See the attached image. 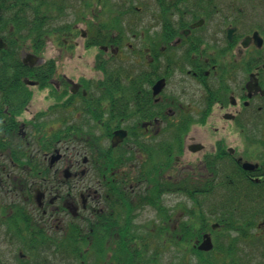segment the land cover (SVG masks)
<instances>
[{
  "label": "flooded vegetation",
  "instance_id": "af4514ba",
  "mask_svg": "<svg viewBox=\"0 0 264 264\" xmlns=\"http://www.w3.org/2000/svg\"><path fill=\"white\" fill-rule=\"evenodd\" d=\"M167 221L264 256V0H0V264Z\"/></svg>",
  "mask_w": 264,
  "mask_h": 264
},
{
  "label": "trees",
  "instance_id": "16d2710c",
  "mask_svg": "<svg viewBox=\"0 0 264 264\" xmlns=\"http://www.w3.org/2000/svg\"><path fill=\"white\" fill-rule=\"evenodd\" d=\"M153 203L157 204V202ZM166 211L168 210L166 209ZM169 223L167 221L165 227L159 228L160 232L164 230L166 234L162 243L163 249H167L170 246L182 247V256L174 264H189L190 229L185 225L175 228ZM123 227L129 230L126 226ZM97 232L99 236L93 242H90L88 239L78 241L75 238L66 237L68 238L67 241H59L55 246H57L60 252L61 248L67 244L69 255H73L76 258L75 262L69 264H84L82 261H87L89 255L92 253L95 255V259L85 264H114V262L115 264H164L162 251L157 242L152 241L151 236L138 235V247H130L129 244L133 243L134 238H130L125 234L126 237L118 238L120 240L116 241V248L114 249V239H111V236L114 238V235H112L110 226L101 227L99 230L95 228V233ZM149 234H152L151 229H149ZM53 241L56 240L54 239ZM86 248L89 251L84 253L83 250ZM88 253L90 254L87 255ZM44 263L42 262L41 264Z\"/></svg>",
  "mask_w": 264,
  "mask_h": 264
},
{
  "label": "rangeland",
  "instance_id": "374dc122",
  "mask_svg": "<svg viewBox=\"0 0 264 264\" xmlns=\"http://www.w3.org/2000/svg\"><path fill=\"white\" fill-rule=\"evenodd\" d=\"M56 16V15H55ZM54 16V18H56ZM61 22H62V20L60 19V20H56L54 23L55 24H57V26L58 25H60L61 24ZM225 190H227V189H225ZM73 191H75V190H73ZM253 193L255 194L256 192L255 191H253ZM7 201H8V199H6ZM251 201V200H250ZM9 202H10V200H9ZM139 211V210H138ZM145 215L146 217V220H148V219H153V215H154V213L152 214V212L151 211H141V212H139V216L140 215ZM140 219V218H139ZM141 220V219H140ZM136 229L137 230H140L141 229V227L140 226H138V227H136ZM175 252H174V250H171L166 256H165V259H166V263H170V259L172 258V255L174 254ZM255 255H256V264H264V259L261 257V254L258 252V251H256V253H255ZM33 260L34 261H36V260H41V257L39 256V255H36L34 258H33Z\"/></svg>",
  "mask_w": 264,
  "mask_h": 264
}]
</instances>
